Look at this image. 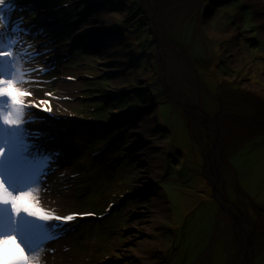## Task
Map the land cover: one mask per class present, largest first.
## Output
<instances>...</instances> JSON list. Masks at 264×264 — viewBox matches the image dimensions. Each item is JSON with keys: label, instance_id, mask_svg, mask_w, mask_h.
I'll use <instances>...</instances> for the list:
<instances>
[{"label": "rangeland", "instance_id": "1", "mask_svg": "<svg viewBox=\"0 0 264 264\" xmlns=\"http://www.w3.org/2000/svg\"><path fill=\"white\" fill-rule=\"evenodd\" d=\"M146 1L13 0L12 21L32 33L21 47L39 53L26 66L37 71L22 85L24 103L62 102L81 118L72 125L54 112L48 130L64 131L61 145L45 135L39 144L59 153L46 181L71 192V212L90 214L61 245L50 241L52 264H228L243 245L249 264H264V15L253 0H191L163 31ZM93 28L113 33L118 50L89 36ZM164 40L202 84L192 91L178 80L188 99L246 131L219 163L234 178L225 199L204 180L216 140L167 91Z\"/></svg>", "mask_w": 264, "mask_h": 264}, {"label": "snow or ice", "instance_id": "2", "mask_svg": "<svg viewBox=\"0 0 264 264\" xmlns=\"http://www.w3.org/2000/svg\"><path fill=\"white\" fill-rule=\"evenodd\" d=\"M15 10L13 0H0V264H41L47 243L70 230L78 217L90 214L61 216L41 205L49 191L46 177L59 153L42 151L33 141L43 133L26 127L40 119L24 103L23 97L31 93L22 87L37 71L25 65L39 53L30 43L21 47L22 37L32 33L22 18L12 21Z\"/></svg>", "mask_w": 264, "mask_h": 264}, {"label": "bare ground", "instance_id": "3", "mask_svg": "<svg viewBox=\"0 0 264 264\" xmlns=\"http://www.w3.org/2000/svg\"><path fill=\"white\" fill-rule=\"evenodd\" d=\"M253 1L255 2L254 4L259 9V13H260L259 17L260 16L263 17L264 3H262L259 0H253ZM190 4H191V0H152V1L147 0L146 1V6L149 7L150 9L149 12L154 17V22L157 25V29L163 31L165 30L166 24L169 23L168 21L171 18H174L175 15H177L180 10L186 9L187 5ZM154 6L156 7V9L154 8ZM261 21L264 22V17L263 19H261ZM260 28L264 32V24H261ZM260 28L259 31L261 30ZM100 31L98 28H93L89 30L88 35L96 36L98 40L104 41L107 46H110L112 48V50L117 51L119 48L120 41L114 40L115 37L113 33L109 31H103L100 33ZM137 45L139 46L140 44L137 43ZM160 46L162 47L161 51L163 52L160 58L162 61L161 64L163 67L164 75L167 78L166 81L167 91L171 92L175 101L178 102L187 110L193 122L201 125L202 132L207 133L209 136H211V139H213V141L216 140L214 148H211L209 149V151H207L208 177L204 175L203 176L205 183L209 185L211 181L214 184L215 190L218 191L219 196L221 197L220 199H225L226 194H228V196L231 195V189L234 191L233 189L234 178L232 175L230 176V174L227 172L224 173V175L222 176L220 170L221 164L219 163L224 158L225 150L227 151L228 148H232L236 146L237 143L239 142V138L241 137L243 138L247 136V134L245 133L246 131L239 127H237L239 128V130L235 129L234 127H232L231 123L224 124V122L220 120L222 117L215 119L208 116L205 111L206 106L203 104L202 98H200L196 104L191 100H189L185 93V88L182 87V84L179 81L184 83L187 88L193 89L192 91L194 90L202 91L201 82L198 79L193 78L194 71L192 65L190 64L186 55L180 53L172 43H169L164 40L160 42ZM27 65L28 64H26L25 67ZM105 66L107 67L105 68L106 71L114 74L119 73L118 72L119 70L111 69L107 64ZM119 93L120 92L114 90L111 95L115 96L118 95ZM107 96H109V94ZM45 102L42 103L39 102L30 107L31 113L38 116L40 119L37 123H35V125L30 124L33 126H31V128L29 129L32 131L38 130L42 132L43 135L47 136L46 140L50 141L51 145H55V147H58V145H61L60 140H63L64 138V133H63L64 131L60 130L61 125L55 124L61 132L57 135L51 134L50 131L48 130L50 129L48 123L50 120L57 119V117L53 118L54 116L52 114L54 112L61 111V113H65L67 111V108L65 109L64 108L65 106L58 107L60 105H63L62 102L49 103L48 100H45ZM65 114L66 115L64 119L68 120L72 125H74V123L76 124L77 120H81V118L78 117V115H75L73 111H67ZM216 120L219 122L217 123ZM61 122L65 124V120H62ZM92 128H94L93 125L89 127V129ZM225 129H226V133H225ZM90 131L92 133L94 130L93 131L90 130ZM168 140H169V144L171 143L170 145L172 146L173 143L171 142V137ZM48 141L39 139L33 142L38 145L44 142L45 144L43 145H46L47 143H49ZM59 185L60 184L58 181H53V180L46 181V186L49 191L47 195H42L41 205L48 209H55L57 214L61 216L71 214L73 213L71 211L72 209H74L72 207L75 204V200L73 199L71 192L69 190L60 193ZM242 214L245 215L243 217L246 221V224H248L249 226L250 225L253 226V222L250 216L246 213H242ZM56 240H57V242H55L56 244L57 243L58 245L62 244L61 239H56ZM243 242L245 243V241ZM9 251H15V249L14 248L9 249ZM50 252L51 253L55 252V244L48 242L46 245V252L42 254L41 264H52V258L50 259L49 257ZM239 252L240 254H238V256L236 254L230 258L228 264H249L250 259H249V251L247 250V248L243 245L241 251ZM28 254L31 255V253ZM59 264H65V262L59 261Z\"/></svg>", "mask_w": 264, "mask_h": 264}]
</instances>
